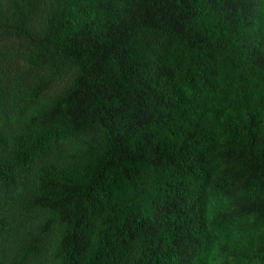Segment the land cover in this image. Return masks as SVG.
<instances>
[{"label": "trees", "instance_id": "16d2710c", "mask_svg": "<svg viewBox=\"0 0 264 264\" xmlns=\"http://www.w3.org/2000/svg\"><path fill=\"white\" fill-rule=\"evenodd\" d=\"M0 264H264V0H0Z\"/></svg>", "mask_w": 264, "mask_h": 264}]
</instances>
